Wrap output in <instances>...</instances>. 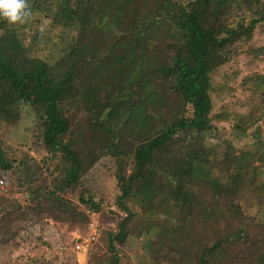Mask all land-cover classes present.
<instances>
[{
  "label": "trees",
  "instance_id": "16d2710c",
  "mask_svg": "<svg viewBox=\"0 0 264 264\" xmlns=\"http://www.w3.org/2000/svg\"><path fill=\"white\" fill-rule=\"evenodd\" d=\"M26 2L35 27L48 21L60 54L53 61L33 54L36 41L49 38L36 27L26 41L0 19V127L14 126L27 105L39 148L32 156L0 137V179L8 180L0 189V248L44 243L35 232L43 218L69 222L89 210L113 219L91 264H130L124 249L134 230L147 233L148 264H264L260 163L251 172L235 146L238 123L223 136L219 119L227 113L215 112L212 97L219 66L240 53L264 60L250 46L264 0ZM153 104L160 125L139 138ZM113 117L135 128L123 157ZM107 154L121 160L118 193L104 202L85 175ZM75 240L64 234L61 250ZM9 261L0 264H16Z\"/></svg>",
  "mask_w": 264,
  "mask_h": 264
},
{
  "label": "rangeland",
  "instance_id": "374dc122",
  "mask_svg": "<svg viewBox=\"0 0 264 264\" xmlns=\"http://www.w3.org/2000/svg\"><path fill=\"white\" fill-rule=\"evenodd\" d=\"M36 19L38 17L32 15L24 23L15 25L25 36L26 41L36 27L42 33V39L49 38V41H36L35 50L32 53L53 61L60 54V45L55 44L59 40L55 37V33L51 30L46 19H40L35 27ZM250 46L256 49L261 48L264 52V21L257 27ZM253 55L240 53L218 67L213 77L212 97L215 112L220 116L222 112L227 113V116L219 119L220 131L224 137H228L232 124L240 125V131L234 137V144L243 150L244 158L250 162L251 172L254 160L260 163L261 176L259 179L264 184V60ZM151 107L154 109L153 111H151ZM149 108L151 113L144 112L140 120L141 128H138V132L141 134H138L139 138L148 131L152 132L159 127L162 120V113L161 117H158L157 104L150 105ZM33 117L31 109L27 105H22L19 121L9 129L0 127V137L4 138L12 147L22 145L25 147L24 149H28L27 152L30 155L35 156V150L39 148L34 143L35 136L32 135ZM116 119V117L110 119L111 128L119 126ZM130 124H120L119 126L120 140L117 146L122 157L129 153L130 141L136 136L135 128L130 129L132 126H129ZM42 152H45L44 149L41 150ZM120 160L121 157L117 159V157L107 154L102 157L101 161L94 164L85 175L89 185L104 197V202L111 201L118 193L114 172L117 168V161ZM0 180H2L0 189L6 191L8 180L4 178ZM1 186L3 187L1 188ZM246 189H248L247 183L242 187V192L244 193ZM244 194L246 203H249V194L246 192ZM73 197L71 195V198ZM42 220V223L36 226L35 232L41 235L44 243L30 241L20 245L13 252H9L8 247H2L0 248V261L9 258L10 263L26 264L25 260L36 257L38 260L36 264H91L93 260L102 255L105 249V231L113 225L112 218L105 216L102 212L95 213L89 210H84V216L77 214L69 222H59L48 217ZM64 234H68L76 240L71 248L63 251L59 246V240ZM146 236L147 233L134 230V235L124 249V254L130 259V264H148L141 248L143 238Z\"/></svg>",
  "mask_w": 264,
  "mask_h": 264
},
{
  "label": "clouds",
  "instance_id": "9594fccd",
  "mask_svg": "<svg viewBox=\"0 0 264 264\" xmlns=\"http://www.w3.org/2000/svg\"><path fill=\"white\" fill-rule=\"evenodd\" d=\"M30 15L26 0H0V19L6 23H24Z\"/></svg>",
  "mask_w": 264,
  "mask_h": 264
},
{
  "label": "built area",
  "instance_id": "2783aa9c",
  "mask_svg": "<svg viewBox=\"0 0 264 264\" xmlns=\"http://www.w3.org/2000/svg\"><path fill=\"white\" fill-rule=\"evenodd\" d=\"M2 183V180H0V184ZM3 186H1V188H2ZM77 247H79L78 245H77Z\"/></svg>",
  "mask_w": 264,
  "mask_h": 264
}]
</instances>
